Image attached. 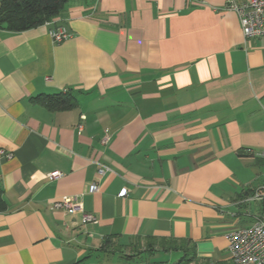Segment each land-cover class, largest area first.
<instances>
[{
  "label": "crops",
  "instance_id": "obj_1",
  "mask_svg": "<svg viewBox=\"0 0 264 264\" xmlns=\"http://www.w3.org/2000/svg\"><path fill=\"white\" fill-rule=\"evenodd\" d=\"M228 1L70 0L0 30V264H232L225 235L253 222L240 201L264 183L239 156L264 154V37L246 40ZM62 93L77 106L36 101ZM64 197L98 224L53 210ZM147 238L188 250L124 259ZM108 239L121 252L99 251Z\"/></svg>",
  "mask_w": 264,
  "mask_h": 264
},
{
  "label": "built area",
  "instance_id": "obj_2",
  "mask_svg": "<svg viewBox=\"0 0 264 264\" xmlns=\"http://www.w3.org/2000/svg\"><path fill=\"white\" fill-rule=\"evenodd\" d=\"M226 10L233 11L240 20L243 36L246 40L264 37V0H249L245 3H238V0H229ZM51 36L55 43H61L70 37L65 28L52 30ZM111 142V136L105 134L101 139L103 146H108ZM0 155L11 159L12 154L0 151ZM257 158L264 160V154L255 155ZM98 166L97 174L103 176L106 171H111L105 165ZM61 174L55 172L49 175L51 180L59 179ZM98 190L97 186H93ZM128 190L120 192L119 197H126ZM241 205L250 206L251 204L259 205V213L255 216L249 211L247 216L253 218L249 226L231 230L226 233L225 237L228 242V253L232 264H264V183L249 192L241 201ZM53 210L64 211L67 214H82L84 224H98V218L93 214L83 212L82 204L77 197H64L52 204Z\"/></svg>",
  "mask_w": 264,
  "mask_h": 264
},
{
  "label": "trees",
  "instance_id": "obj_3",
  "mask_svg": "<svg viewBox=\"0 0 264 264\" xmlns=\"http://www.w3.org/2000/svg\"><path fill=\"white\" fill-rule=\"evenodd\" d=\"M69 2L70 0H4L0 4V30L20 33L41 27L58 17ZM36 101L52 112L71 110L77 106L76 100L69 93L38 98ZM239 156L256 158L257 166L264 169V160L257 158L254 154L240 152ZM3 207V204L0 203V208ZM179 243L182 245L179 246L176 240L147 238L143 240V247L135 243L131 253L125 255L124 259L127 261L134 259L142 260L144 255L150 256L158 250L165 252L188 250L185 244L187 242L182 241ZM121 250L117 244L108 239L99 251L114 253L115 251L121 252Z\"/></svg>",
  "mask_w": 264,
  "mask_h": 264
}]
</instances>
